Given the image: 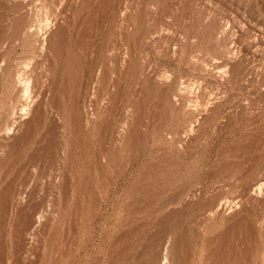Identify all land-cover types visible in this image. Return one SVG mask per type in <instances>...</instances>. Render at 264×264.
<instances>
[{
  "label": "rangeland",
  "instance_id": "obj_1",
  "mask_svg": "<svg viewBox=\"0 0 264 264\" xmlns=\"http://www.w3.org/2000/svg\"><path fill=\"white\" fill-rule=\"evenodd\" d=\"M0 61V264H264V0H0Z\"/></svg>",
  "mask_w": 264,
  "mask_h": 264
},
{
  "label": "bare ground",
  "instance_id": "obj_2",
  "mask_svg": "<svg viewBox=\"0 0 264 264\" xmlns=\"http://www.w3.org/2000/svg\"><path fill=\"white\" fill-rule=\"evenodd\" d=\"M2 4V3H1ZM118 10V9H117ZM5 27V26H4ZM42 27V26H41ZM55 30V29H54ZM5 35V34H4ZM62 36H63V34H62ZM66 38V37H65ZM43 39V38H42ZM62 40V39H61ZM60 41V40H59ZM63 45V44H62ZM58 46V45H57ZM62 53V52H61ZM6 55V54H5ZM1 62V61H0ZM57 84V83H56ZM65 89V88H64ZM29 94V93H28ZM44 98V97H43ZM21 99V98H20ZM27 100V99H26ZM27 103V102H26ZM26 106V105H25ZM23 107V106H22ZM27 107V106H26ZM25 108V107H24ZM24 110V109H23ZM20 112H23L24 113V111H20ZM22 113V114H23ZM21 114V113H20ZM15 117V116H14ZM19 117H20V115H19ZM21 119H22V117H21ZM11 126V125H10ZM12 130V129H11ZM9 134V133H8ZM11 134V133H10ZM16 134V133H15ZM10 137V136H9ZM6 138H7V136H6ZM12 139V138H11ZM14 141V140H13ZM19 141V140H18ZM22 141V140H21ZM17 144V143H16ZM16 201V200H15ZM3 208V207H2ZM3 210V209H2ZM4 212V211H3ZM2 213V212H1ZM7 214V213H6ZM26 217V216H25ZM36 218V217H35ZM31 221V220H30ZM36 221V220H35ZM32 223L34 224V222L32 221ZM38 223V222H37ZM36 223V224H37ZM26 224V223H25ZM31 224V223H30ZM33 224H32V226H33ZM35 226V225H34ZM42 226V225H41ZM40 227V226H39ZM37 230V229H36ZM35 230V231H36ZM166 234V233H165ZM163 237H165V235L163 234L162 235ZM164 239V238H163ZM226 239V238H225ZM157 243V242H156ZM168 243V242H167ZM163 244V243H162ZM163 246V245H162ZM165 247V246H164ZM221 248V247H220ZM58 249V248H57ZM148 249V248H147ZM223 249V248H222ZM147 251V250H146ZM156 252V251H155ZM148 254V253H147ZM164 255V254H163ZM162 258V257H161ZM168 259V258H167ZM176 260V259H175ZM160 261V260H159ZM161 263V262H160ZM235 263V262H234ZM162 264H163V262H162ZM168 264V263H167Z\"/></svg>",
  "mask_w": 264,
  "mask_h": 264
}]
</instances>
